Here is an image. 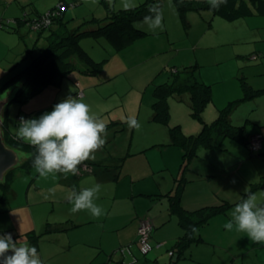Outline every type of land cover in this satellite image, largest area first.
Segmentation results:
<instances>
[{
    "label": "crops",
    "instance_id": "crops-1",
    "mask_svg": "<svg viewBox=\"0 0 264 264\" xmlns=\"http://www.w3.org/2000/svg\"><path fill=\"white\" fill-rule=\"evenodd\" d=\"M125 2L130 5L129 0H125ZM16 3L18 2H14V0H0V31L5 30V27L16 28L18 31L21 26L29 24L23 19L20 20V17H24L23 15L27 14L33 18L42 13L39 10L35 14H30L25 8L21 11L22 7H16ZM117 3L118 0L101 1V4L109 12L112 9L115 11ZM246 3L251 10H256L254 1L247 0ZM65 14L63 15V23H66L65 26L69 29L67 23L70 20H66ZM260 15L264 16V14L258 13L243 16ZM1 22L4 24H1ZM7 23H9L8 26L5 25ZM13 23L14 26H12ZM30 23L28 26L33 28L34 20L30 21ZM62 24L55 22L51 26L57 30ZM163 30H156L155 32L146 30L148 34L140 36L137 38V41L151 34L153 36L162 33ZM38 34L41 36V31H38ZM155 38L149 41L151 48H156L155 40L158 38ZM132 43L133 41L124 49L131 48L133 46ZM124 49L108 58L101 70L106 66H110L112 60L116 56L121 55V51ZM158 52V50H154L150 56L155 59L154 55ZM135 54L142 56L145 53L141 54L140 51H135ZM133 63H135V60L132 52L128 56L125 64L129 66ZM122 69L126 70V68ZM77 70L82 72L79 69ZM82 78H77L76 81L78 87L77 96L79 91L83 92L81 90V85H83L81 82L83 80ZM19 79L22 81L23 78L21 77ZM63 79L59 84H51L61 87L63 85ZM249 86L252 87V95H249L245 91V94L241 98H236L231 101L236 102L230 114V121L233 125L241 126L244 129L245 139L243 141L238 140L243 144L240 145L239 143L240 147L224 151L221 160L212 159L213 164L222 165V162L228 163L227 166H223V171H219L216 167L210 165V159H207L209 152L201 154L203 157L201 159L203 168L190 167L189 161H185V149L174 140L171 127L178 125L180 130L178 131L181 137L182 135H189L185 130L182 131L181 124L175 120V116L172 114V103L170 107L169 102L171 97L168 98V122H157L159 127L151 128L150 132H146V134L136 129L130 131L124 118H118L117 120H113L114 122L106 124L104 145H109L110 141L114 144L121 142L123 145L121 150L117 153L110 152L101 161L93 160L96 159L93 155L94 158L88 159L79 166V173L77 175L68 174L65 176L63 174H54L55 181L53 185L54 187L57 186L60 189H58L59 192H62V194L54 193L52 195V201L53 199H58L54 200L55 203L61 205L71 204L66 199L70 191L73 189L79 191L81 188L99 184L101 185V190L95 202L101 206L103 214L99 218H95L87 211L70 213V207L62 205V210L65 212L62 220H46L41 231H38L37 226L29 228L24 235L27 236V233L30 231L33 234L40 235L37 251L42 264H172L176 256L177 259L174 261V264H264V244L253 243L245 233L237 232L235 229L229 231L223 227L230 220V211L246 198L245 189L250 193L256 194L258 203L264 204V82L257 86L251 84ZM55 95H57L58 99L61 97L58 91H56ZM84 98H87V95ZM175 99L180 102H185L188 105V107L185 105L186 110L191 112L190 105L187 101ZM206 108L203 111L202 122L209 124L212 118H207L206 111L209 110L208 115L212 117V115L218 116L220 109L218 110L216 108L213 110L212 108ZM4 109L3 117L5 116ZM152 111L153 115H151L152 118L150 117L151 120H153L156 112L154 107ZM6 113H8L7 109L5 110ZM155 121L157 120L155 119ZM114 124L115 126H113ZM6 127L8 129L10 128L8 121ZM257 134L263 136L262 146L259 151L252 152L248 145L249 140ZM233 139L231 137L230 140L238 143L237 139H234L236 141ZM223 142H226L225 138ZM198 149L197 147L194 150L191 162L200 156ZM99 150L96 152H99ZM206 151H209V149H206ZM22 153L25 157L22 159L23 161L27 159L29 153L26 151H22ZM152 155L158 157L160 162L159 166L152 164ZM231 156L235 159H232ZM169 157L172 160L171 163L168 161ZM184 163H187V165L184 166ZM174 166L178 170L177 174L175 175L174 172H171L172 177L166 175L170 167L174 169ZM32 167L33 165L29 170L25 171H31ZM14 168L11 171L13 174L15 173ZM189 169L192 171L187 172ZM124 171L128 175L127 178L123 176ZM159 171H163L161 173L163 175L160 178H155V174ZM7 173L5 179L0 181V185L5 190V196L9 198V195L14 194L11 188L14 176L12 175L11 179H8L10 173ZM221 173L223 177L220 179L222 176ZM228 173L231 175H228ZM185 175L189 176L191 180L187 179ZM181 176L182 178H186L179 199V203L184 209L187 211H195L205 206L222 205L225 203L222 206L226 210L216 213L207 223L203 224L196 232L198 239L187 244L184 247L185 249L183 248V255L179 257L176 253L178 248L175 247V243L183 234L184 230L180 221V215L177 211L173 210L172 201L167 196V193L174 189L177 179L181 178ZM231 176L234 180H240V177H242V185H239L237 181H231ZM189 183L192 184L190 185ZM104 203L106 204L105 209L103 208ZM121 204H130L131 207L127 211L121 212ZM7 210L0 211L5 212ZM143 221L149 222L152 226L150 241L153 245V250L148 254H144L138 244L139 228ZM12 238L17 241L15 236ZM28 240L29 238L23 244L28 245ZM168 241H174L170 252L173 251L175 254L172 256L169 253L170 259L166 258L165 251L159 250ZM61 258L65 261L62 262Z\"/></svg>",
    "mask_w": 264,
    "mask_h": 264
},
{
    "label": "rangeland",
    "instance_id": "rangeland-1",
    "mask_svg": "<svg viewBox=\"0 0 264 264\" xmlns=\"http://www.w3.org/2000/svg\"><path fill=\"white\" fill-rule=\"evenodd\" d=\"M64 1L69 3V6L68 3L65 4L67 10L65 17L66 20H70L67 23L70 30L78 27L84 29L88 25L85 23L86 19L103 18L107 14L113 13L114 10L109 12L101 4L102 0H14V2H18L15 4L16 7H22L21 11L25 8L30 14H35L39 10L42 13H47ZM143 1L145 0H129L130 5H128L125 0H118L115 11L125 9V5H128V8L134 7ZM160 1L162 28L156 30L164 29L162 33L153 36L151 34L149 35L151 37L147 36L139 41H137L138 39L134 40L131 48L121 51V55L116 56L110 66L104 67L96 74L88 75L73 70L64 77L61 87L50 84L27 101L12 99L4 109V114L5 110H8L7 121L10 130L16 134L21 117L25 119L39 118L44 113L53 110L55 104L72 96L86 103L90 107L91 113L101 119L105 125L118 118L126 119L131 115L139 121L138 131L146 134V132H150L151 128L159 127L157 124L159 121H155L154 118L151 120L155 100L153 97L154 88L161 83L172 81V67L179 69L189 65L197 67L201 81L210 84L213 88V98L206 106L213 110L222 109L232 100L241 98L245 94L242 87L244 81L253 86L264 82V16H240L235 20H227L212 9H204L202 11L189 10L184 18L175 0H158L157 3L160 4ZM28 25L21 26L18 31L11 27H5V30L0 31V99H6L9 94L15 96L14 92L17 87L19 89L22 85V81L19 79L22 70H25L49 46L47 37L51 33L50 29L48 28L44 34L39 36L38 31ZM135 25L143 30L153 32L144 23V20L135 22ZM154 36L158 38L155 40L156 48H151L149 41H152ZM97 41L105 43L104 39L83 36L81 44L95 58L102 59L107 53L104 45L97 44ZM154 50L159 51L154 55L155 59L150 56ZM135 51L145 54L137 56ZM132 52L135 63L127 66L125 62ZM148 56L150 57L146 59ZM160 60L162 61L159 62ZM75 61L81 64L77 58ZM122 68H126V70ZM80 77H83L81 81L83 94L77 96L76 81ZM56 91L60 92L59 99L55 95ZM85 95L87 98H84ZM169 102L170 107L172 103V114H174L175 120L181 124L182 131L185 130L188 135H196L202 131L204 122L186 110L188 105L185 102L177 101L172 97ZM208 113L209 110L206 111V116L212 118L209 121L211 124L217 115L209 117ZM224 138L226 142H223ZM224 138H220L218 146L200 144L198 159L191 162V157H189L190 167L203 168L201 154L209 152L207 159H210V165L223 171V166H227L228 163L213 164L212 159L221 160L224 151L240 147L239 143L243 144L239 142L240 140H237L238 143L232 142L229 136ZM122 146L121 142L114 144L110 141L109 145H103L99 152L93 153L96 158L93 160L101 161L110 152L117 153ZM205 148L209 151H206ZM20 157L21 159L25 158L22 151ZM231 158L235 159L233 156ZM168 161L171 163L170 157ZM152 164L160 165L156 155H152ZM14 170L11 184L14 194L7 198L4 194L5 190L0 185V210L8 209L5 212L0 211V234L10 233L12 237H16L18 244H23L28 239L24 234L29 228L37 226L38 231H41L46 220H62V216L65 214L62 205L69 206L70 213H72V204L55 203L54 200L58 199L52 201L53 194L49 193V189H54V193L59 195L62 194L59 192L60 189L53 185L54 174L41 177L33 167L31 171L26 172L19 165L15 166ZM190 171L192 170L189 169L187 172ZM171 172L176 175L178 170L175 169V166L174 169L170 167L166 175L172 177ZM161 173L163 171L157 172L155 178H160L163 175ZM221 175L220 179L223 177L222 173ZM228 175L231 174L228 173ZM123 176L127 178L126 171ZM185 176L191 180L189 176ZM241 178L234 180L231 176L230 180L237 181L239 185H242ZM120 202L122 203V201ZM103 206L105 209L106 204L104 203ZM130 207V204H121L120 211H127ZM173 244L174 241L165 242L159 249L166 252L167 259H170L169 253L173 252H170ZM61 261L65 260L61 258Z\"/></svg>",
    "mask_w": 264,
    "mask_h": 264
},
{
    "label": "trees",
    "instance_id": "trees-1",
    "mask_svg": "<svg viewBox=\"0 0 264 264\" xmlns=\"http://www.w3.org/2000/svg\"><path fill=\"white\" fill-rule=\"evenodd\" d=\"M246 1L247 0H226V3L220 4L218 8H212L208 3V0H175L176 5L184 18L189 10L202 11L204 9H212L216 14L227 20H235L240 16L247 14H264V0H252L256 6L255 11L248 7ZM157 2L158 0H146L134 7L113 11V13L107 14L106 17L103 18L86 19L85 23L88 25L84 29H82V27H78L74 30L66 28V23H63L66 2L60 3L49 12L40 13L33 18L29 17L27 14L23 15L24 17H20V20L23 19L30 25V21L34 20L37 22L41 20L42 17L49 15L51 18L49 25L33 28L37 31H41V34L49 28L51 33H49V36L47 37L49 40V46L20 73L23 78L22 85L19 89L17 87L16 92H14L15 96H10V101L12 99L20 100L22 102L27 101L29 98L43 90L48 84H59L61 80L68 76L73 70L79 69L85 74H96L101 71L104 63L113 54L124 49L140 36L148 34L146 30L136 27L135 22L144 20V17L150 15L149 8L153 5H157L159 9H161V1L160 4ZM55 22L63 24L56 30L51 26ZM1 24L4 23L1 22ZM5 25L8 26L9 23ZM83 36L104 39L105 43H103V41H97V44L100 43L104 45L107 55L102 59L95 58L82 46L81 39ZM75 58H77L81 64L76 63ZM172 73L173 79L171 82L161 83L154 88L155 100L153 107L156 110L154 119L164 123L168 122V98L175 97L179 100L187 101L190 105L191 115L203 121V111L213 98L212 86L201 81L198 69L194 65L184 66L181 69L172 67ZM242 87L249 93V95L253 94L251 91L252 87L249 86L247 81L243 82ZM78 94L81 95L83 92L79 91ZM235 102L236 101L231 102L226 107L220 109L217 118L211 124L204 123L202 131L196 135H182L181 137L179 135V126L176 125L171 127L174 134V140L178 144H181L185 149V161H189V157H192L194 150L200 144L218 146L220 138L225 136L240 141L245 139L244 129L241 126L233 125L230 121V114ZM6 126L7 113L3 117L2 125L4 141L9 147H12L19 152L26 151L29 153L27 159L21 161L19 164L24 170H29L33 165L32 162L36 154V149L18 139L17 135L11 132L10 128L8 129ZM186 165L187 163H184V166ZM11 171L12 169L8 173ZM12 175L13 173L11 172L8 179H11ZM185 182L186 178H178L174 189L167 193V196H169L172 201L173 210L177 211L180 215V221L184 230L183 234L175 243V247L178 248L176 253L179 257L183 255V248L187 244L198 239L196 237V232H192V227L194 226L199 230V228L207 223L216 213L226 210L222 206L225 205V203L222 205L205 206L195 211H187L184 209L179 203V199ZM27 236L29 238L28 245L37 248L40 235L33 234V232L30 231L27 233ZM173 254H175V252L171 255L173 256Z\"/></svg>",
    "mask_w": 264,
    "mask_h": 264
},
{
    "label": "clouds",
    "instance_id": "clouds-1",
    "mask_svg": "<svg viewBox=\"0 0 264 264\" xmlns=\"http://www.w3.org/2000/svg\"><path fill=\"white\" fill-rule=\"evenodd\" d=\"M208 3L212 8H218L226 0H208ZM149 13L144 17V23L155 32L162 28L160 9L153 5ZM125 123L130 131L140 128L134 116H128ZM16 135L36 149L32 164L41 177L51 174L77 175L79 166L94 158L93 153L103 147L106 125L91 113L86 103L69 96L39 118L21 117ZM100 190L101 185L95 184L79 191H70L66 199L72 204L71 212L87 211L99 218L103 210L95 200ZM54 191L49 189L50 194H54ZM245 192L246 198L230 211V220L223 227L245 233L253 243L264 244V204L257 202L256 194L247 189ZM191 230L193 233L198 231L194 226ZM0 264H42V261L36 247L18 244L8 233L0 234Z\"/></svg>",
    "mask_w": 264,
    "mask_h": 264
},
{
    "label": "water",
    "instance_id": "water-1",
    "mask_svg": "<svg viewBox=\"0 0 264 264\" xmlns=\"http://www.w3.org/2000/svg\"><path fill=\"white\" fill-rule=\"evenodd\" d=\"M9 102L10 96L6 99H0V181L5 179V175L8 171L13 169L15 166H18L22 161L20 152L12 147H9L3 137V109ZM176 259L177 256L174 258L172 264H174Z\"/></svg>",
    "mask_w": 264,
    "mask_h": 264
},
{
    "label": "built area",
    "instance_id": "built-area-1",
    "mask_svg": "<svg viewBox=\"0 0 264 264\" xmlns=\"http://www.w3.org/2000/svg\"><path fill=\"white\" fill-rule=\"evenodd\" d=\"M50 22H51L50 16L46 15V16L42 17L41 20H39L37 22L34 21V27L39 28V27L44 26V25L47 26V25H49ZM262 140H263V136L261 134L254 135L250 139L249 148L252 151H258L262 146ZM151 233H152V226L150 225L149 222L143 221L141 223L140 228H139L138 244L140 246L141 251L144 254H148L153 248V245L150 241Z\"/></svg>",
    "mask_w": 264,
    "mask_h": 264
}]
</instances>
